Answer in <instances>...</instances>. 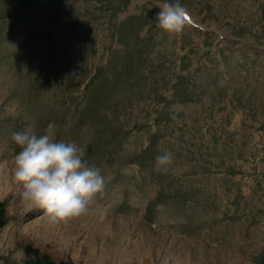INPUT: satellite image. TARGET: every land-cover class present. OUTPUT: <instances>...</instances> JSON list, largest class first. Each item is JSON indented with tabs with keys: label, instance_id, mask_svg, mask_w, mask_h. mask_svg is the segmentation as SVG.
<instances>
[{
	"label": "rangeland",
	"instance_id": "obj_1",
	"mask_svg": "<svg viewBox=\"0 0 264 264\" xmlns=\"http://www.w3.org/2000/svg\"><path fill=\"white\" fill-rule=\"evenodd\" d=\"M164 2L0 0V264H35L28 246L52 264H264V0H180L194 25L171 34ZM49 122L104 187L44 236L10 136Z\"/></svg>",
	"mask_w": 264,
	"mask_h": 264
},
{
	"label": "clouds",
	"instance_id": "obj_2",
	"mask_svg": "<svg viewBox=\"0 0 264 264\" xmlns=\"http://www.w3.org/2000/svg\"><path fill=\"white\" fill-rule=\"evenodd\" d=\"M155 26L168 33H179L188 19L180 0L158 5ZM54 123L49 122L41 134L16 130L11 141L19 151L13 157V179L22 187L21 199L42 209L52 223L65 222L86 213L89 204L103 191L104 177L98 167L83 160V150L75 142L52 139ZM168 153L156 157V165L166 169Z\"/></svg>",
	"mask_w": 264,
	"mask_h": 264
},
{
	"label": "bare ground",
	"instance_id": "obj_3",
	"mask_svg": "<svg viewBox=\"0 0 264 264\" xmlns=\"http://www.w3.org/2000/svg\"><path fill=\"white\" fill-rule=\"evenodd\" d=\"M9 177H10V174H9V176H7L8 179L0 177V192L6 189V185L8 184V180L10 181ZM24 207L26 209H32L35 212H39L42 210L36 206L28 205L26 203H25ZM50 225H52V222H50L48 220V218L46 217V219H43L42 221H37L36 223L32 224L29 229L32 230L33 232H36V233H42L45 236L46 235L45 231L52 229L50 227ZM75 226H77V225H75ZM80 226H82L84 228V227H86V224L84 222H81ZM72 234H73L72 227L67 228L66 231L63 230L62 240L65 242H71ZM119 250L120 249H116L115 247L110 250L111 260H115L118 258L117 254L119 253ZM136 250L140 251L138 248Z\"/></svg>",
	"mask_w": 264,
	"mask_h": 264
},
{
	"label": "trees",
	"instance_id": "obj_4",
	"mask_svg": "<svg viewBox=\"0 0 264 264\" xmlns=\"http://www.w3.org/2000/svg\"><path fill=\"white\" fill-rule=\"evenodd\" d=\"M1 210L3 211V205L2 204H0V228L5 225L4 221H2V212H1ZM27 253L30 254V256L33 255L37 259L36 262L38 264H41V263L51 264V263L48 262L47 258H44L42 260L40 258H37L38 257V252L32 250V248L30 246L27 247Z\"/></svg>",
	"mask_w": 264,
	"mask_h": 264
}]
</instances>
